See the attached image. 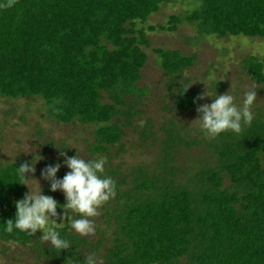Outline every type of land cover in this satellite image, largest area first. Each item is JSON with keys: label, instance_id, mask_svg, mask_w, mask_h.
<instances>
[{"label": "trees", "instance_id": "1", "mask_svg": "<svg viewBox=\"0 0 264 264\" xmlns=\"http://www.w3.org/2000/svg\"><path fill=\"white\" fill-rule=\"evenodd\" d=\"M195 1L194 9L171 15L167 24L145 26L166 5ZM7 2L0 0V97L43 98L58 122L92 126L89 159L112 158L114 151L120 156L127 129L139 130L151 92L141 84L147 48L159 56L179 113L202 102V93L182 82L197 56L154 47L150 32L191 24L203 36L264 38V0H15L10 8ZM243 66L264 84V58L249 54ZM253 117L240 133L228 130L214 139L205 133L189 139L177 120L166 122L152 163L126 172L122 163L105 167L117 187L99 208L104 221L96 227L98 240L77 234L65 221L61 234L71 246L61 251L44 242L39 230H3L14 219L15 202L28 192L16 168L30 162L0 166V238L32 245L46 264H86L89 255L96 264H264V111ZM142 120L143 146L158 139L152 118ZM45 144L57 146L55 140ZM193 147L199 150L192 153ZM59 149L75 155L67 144ZM40 154L48 156V150ZM63 160L50 158L60 169ZM44 194L65 202L58 190Z\"/></svg>", "mask_w": 264, "mask_h": 264}, {"label": "rangeland", "instance_id": "2", "mask_svg": "<svg viewBox=\"0 0 264 264\" xmlns=\"http://www.w3.org/2000/svg\"><path fill=\"white\" fill-rule=\"evenodd\" d=\"M195 2L168 4L154 14L145 26L167 24L171 15L184 13L198 4ZM149 37L154 47L179 49L186 55L197 56L195 64L185 71L182 79V82H187L191 89L195 88L202 94L207 91L213 96L228 92L235 97L237 106H242L246 92L255 91L256 98L251 111L253 114H256L258 109L264 111V84L256 83L243 66L249 54L264 58V38L244 35L203 36L191 24H182L174 32L157 29L150 32ZM147 50L149 60L143 70L144 78L141 81L142 85H148L151 89L148 100L145 102L146 113L137 119L139 130L127 129L129 135L125 138L126 151L120 156H117L114 151L112 158L105 156L107 160L105 167L114 168L122 163L124 164L122 170L126 172L128 167L138 163H152L162 147L161 139L164 135L162 127L171 119L177 120L187 129L186 134L189 135V139L204 138L200 121L197 119L201 114L197 112V108L204 103H211L214 97L206 96L195 110L179 113L170 95L173 89L167 86L159 56L152 49L147 48ZM210 76L214 79L210 80ZM220 82L224 83L223 87H219ZM142 118H152L153 131L156 132V139H158L155 141L151 138L143 146L138 133L145 127V121ZM92 129V126L81 123L58 122L49 115L43 98L8 100L0 97V166L20 159L36 162L33 165L35 172H28L27 184L34 191H38L41 187L44 194L45 190L50 189V181L46 180L41 173L47 165H55L50 158L54 160L59 156L62 157L59 148L62 144H67L73 149L75 155L85 160L89 159L88 140L93 139ZM50 140H55L57 146L47 148L45 141ZM182 148L185 149V147ZM44 150H48L50 157L40 154ZM197 150L199 149L193 147L190 151L196 153ZM186 158H188L187 155L185 161H187ZM60 171L63 173L59 178H63L69 169L64 166ZM58 196L65 197L61 190H58ZM98 211V216L90 218L94 220L95 232L86 235L93 240H98L96 227L104 221L103 213L100 209ZM0 264H46V262L40 259L39 253L32 245L5 242L0 238Z\"/></svg>", "mask_w": 264, "mask_h": 264}, {"label": "clouds", "instance_id": "3", "mask_svg": "<svg viewBox=\"0 0 264 264\" xmlns=\"http://www.w3.org/2000/svg\"><path fill=\"white\" fill-rule=\"evenodd\" d=\"M14 3L15 0H8L5 6L10 8ZM209 79L214 77L210 76ZM205 84L208 88V84ZM183 90L186 91L187 88ZM206 96L214 99L211 103H204L197 108V112L201 114L197 119L208 137L214 139L228 130L240 133L242 124L251 125L254 118L251 106L256 98L255 91L244 94L242 106H237L235 97L228 92L213 96L206 91L197 99L202 100ZM61 155L64 156L63 164L69 169L63 178H57L60 163L47 165L41 174L50 181L52 191L61 190L64 193L65 202L59 204L52 196L43 194L41 187L38 191L30 188L26 173L35 172L33 165L36 162L21 164L16 168V172L22 178L21 183L26 184L29 191L15 202L14 219H8L3 229L9 234L19 230L30 235H35L39 230L42 233L40 238L44 242H50V246L59 251L71 246V242L61 234L65 221L71 230L81 236L93 234L94 220L90 218L98 216V209L115 197L117 187L116 181L105 172V157L85 160L77 154L69 156L62 152ZM58 207L62 209L59 213ZM86 264H96L94 255L87 257Z\"/></svg>", "mask_w": 264, "mask_h": 264}]
</instances>
